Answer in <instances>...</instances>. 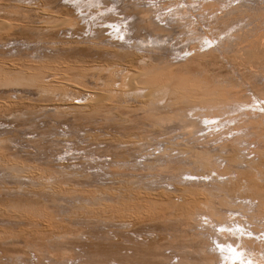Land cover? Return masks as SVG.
<instances>
[{
    "label": "bare ground",
    "instance_id": "1",
    "mask_svg": "<svg viewBox=\"0 0 264 264\" xmlns=\"http://www.w3.org/2000/svg\"><path fill=\"white\" fill-rule=\"evenodd\" d=\"M12 1L8 4V0H0V264L68 263L72 260L69 253L80 247L76 243L79 238L98 233L108 239L111 233H102V229L116 225L133 231L144 241L155 234L157 242H167L180 254V264H264L259 257L264 252V239L259 235L264 233V86L258 90V97L253 95L255 101L249 97V101L245 97L230 101V97V105L236 107V112L231 107V118L228 101L215 92L221 88L218 80L214 82L220 87L213 85L212 79L208 83L211 85L204 83L205 87H199L191 84V76L187 78L190 82L184 77L173 79L166 72L167 67L165 73L156 66L160 61L154 64L157 56H151L154 43L163 44L160 48L164 50L170 44L163 40L169 30L165 35L162 31L167 22L172 24L165 19L163 26L165 20L159 17L160 24L156 18L158 10L153 9L166 3L178 6L195 0H164L158 7L156 2L146 6L136 0H109L112 6L106 10L102 7L104 0H65L73 6L71 11L62 6L63 0ZM236 1L239 3L233 5ZM247 2L200 0L203 7L222 11L214 19L226 26L222 30L242 23ZM66 13H74L75 19ZM22 30L34 34L19 37ZM144 34L149 40L142 39ZM206 37H200L201 46ZM195 38L198 40L196 35ZM196 48L190 51L196 52ZM232 54L238 59L249 55L253 61L264 62V36ZM214 60L217 62V57L206 63L212 65ZM259 75L264 76V72ZM255 102L261 105H254ZM255 107L258 108L254 110ZM202 118L213 134L240 136L230 140V147L215 148L219 152L215 150L214 154L209 149L199 150V142L197 149L192 147L194 144L182 147L172 138L145 134L161 133L167 137L181 131L197 139L204 124ZM226 121L234 122L236 128L226 125ZM249 126L263 143L252 140L263 146L255 144L258 152L245 154L242 148L252 141L244 135ZM262 127L263 132H258ZM133 129L142 132H131ZM233 129L238 130L237 134ZM224 136H220L221 142ZM242 140L246 142L243 144ZM85 142L90 151L74 150ZM189 151L190 164L200 170L186 173L188 167V171L194 167L173 165L168 181H174L169 184L174 191L157 189L156 175L149 173L159 168L168 170L170 164L166 165V160H171L176 152L187 157ZM213 159L226 164L216 167ZM201 168L216 174L213 187L202 186L205 175L200 174ZM186 174L191 178L185 180ZM108 177L113 185L105 183ZM139 227L148 229L136 232ZM179 236L184 237L183 244ZM138 250L150 254L145 247ZM79 251V257L90 254L83 248Z\"/></svg>",
    "mask_w": 264,
    "mask_h": 264
},
{
    "label": "rangeland",
    "instance_id": "2",
    "mask_svg": "<svg viewBox=\"0 0 264 264\" xmlns=\"http://www.w3.org/2000/svg\"><path fill=\"white\" fill-rule=\"evenodd\" d=\"M9 1H12V0H8V4H11L13 2L12 1L10 3ZM136 1L137 2H143V3L146 4V6L154 5V3L156 2L155 4H157V7H158V6H160L163 3L164 0H153L152 2H151V0H136ZM165 1H167V0H165ZM263 1L264 0H251V2H250V0H248L247 4H248V8L249 9L247 7L243 9V15H245L244 20L242 21V23H238V24L234 25L233 28H231V29L229 28V30L228 29L222 30V29L226 28V26L220 24L219 21H215V20H217V17L219 16V14L222 11L218 10L216 12H213V10H209V9L203 7L202 4L200 3V0H195V1H192V2H186L187 4H185V3L182 4L181 3L178 6H177V4L175 6H173V5H170L168 3H166V4L163 3L164 5H161L162 7L161 6L158 7L159 9H153V10H158V12L156 11V13L158 15V17L156 16L157 21L160 23V21H159L160 19H163V18H164V20L167 19L169 22H172V24L167 22V26H166V21L167 20H165V21H163L162 25L163 26H166V29H167L168 26H169V24H171V26L174 27V28H176V29L175 30H173V28L170 29L171 26H169V29L163 30L164 32L166 31L165 33H163V31H162V34L165 35L167 33V31L169 30L170 33L168 31V34L167 35L169 36V34H170V36H172V38H170V36H169L170 40L168 39V36L167 35L163 36V38L165 37V39H163V40L166 41V44L170 43L171 46H172V49H171L170 44L168 46L166 44H164V47H166V46L169 47L170 46V48H168V49H166L167 47L165 48V50H167L168 53L163 48H160V47H163L162 46L163 44L161 45L158 42L153 44V47L156 46L155 47L156 50L153 47H152L153 49H151V47H150V49L152 51V54L150 53L151 56L153 55V57H154V55H155V57L156 56L157 57H162L160 60H157V59H159L157 57L154 58V59H156V61L154 60L155 61L154 64H156L157 61H160V63L158 62V64L156 66H158L159 68H162L161 70H163L164 72L168 69L170 73L168 72V70L166 72L170 75L169 77H171L173 79H181V78L184 79L185 78L187 80V78L188 79L191 78V77L194 78V79H191L192 80V83L191 84L193 86L205 87V84L204 83H207L206 86H208V85H211V84H208L210 82L213 85H215V86L217 85V83L220 84V86H221V88H219L220 90L218 88H216V89L214 88L215 89V92L216 93L218 92L217 93V97L219 95V97H222L226 102L228 101V105L230 107H228L227 104L226 105H227L228 108L231 109L230 111H228L229 112L228 113L229 114L228 116L231 117V118H233L234 110L236 112V107H235V104H233V102H231L233 105H230V101L232 99L237 100V99H239V97H240V99H243L245 97L244 100H248V97H249V99L251 98V100H254L255 101V99H256L255 97H258V93L260 92L258 90H260V88L264 86V83H263L264 82V76L259 77L260 76L259 74H262L264 72V62H261L262 60L253 61V58L254 57L252 58V56H249V55L245 56L244 58H239L238 59V58H235L236 55L232 54V53H235V52L237 53V50H239V49H241V48H243L245 46H248L249 43L250 44L255 43L256 41H260L263 38V36H264V19H263L264 18V12L263 11L264 10H261L260 9V8H262L264 6V2ZM104 2H105V4H104L105 6L102 5V7L105 8V10L107 9L106 7L112 6L111 5L112 4L111 1L104 0ZM238 3L239 2L236 1V2H234L232 4L233 5H236ZM62 6L63 7H67V8L70 7L69 8L70 11L73 8V6L70 5L69 3H67L65 0H63ZM97 6H99V5H97ZM52 7L54 8V6H48V9H51ZM165 7H167V8H165ZM153 8H155V6ZM182 8L185 9L184 12H183ZM258 8H259V10H258ZM246 9H248V11ZM91 10L97 12V9L96 10L91 9ZM176 10H178L179 12L176 11ZM174 11H176L177 13H174ZM246 11H247V13H246ZM85 13H87V12H85ZM98 13H99V11L97 12V14ZM156 13H155V15H156ZM171 14H174V16L171 15ZM217 14H218V16H215ZM160 15L161 16L163 15V17L161 18ZM247 15H249V16H247ZM67 16L68 17H71L72 19H75V17H76V16H74V13H72V14L71 13H68ZM170 16L171 17L173 16V20L171 19L172 21H170V18H169ZM176 16H177V18H175ZM159 17H160V19H159ZM156 18H155V20H156ZM184 21H186V22H184ZM191 22H193V23H191ZM209 22H212V23H209ZM216 22L219 23V24H216ZM164 23H165V25H164ZM209 24L211 25V27L214 25L215 28H214V26H213V28H211ZM230 30H231V32H230ZM234 30L236 32L238 31L240 33H238V32L236 33V32H234ZM174 31L176 33H174ZM155 32L156 33H159L160 31H154V33ZM198 33H200L201 36ZM33 34L34 33H32V32H27V31L22 30V31H19L18 36L19 37H31ZM162 34H160V35H162ZM173 34H175V35H173ZM195 35L197 36V39L198 40H195L196 39L195 38ZM229 35H230V37H229ZM235 35H238V36H236L237 38L235 37ZM69 36H70V34H67V37H69ZM206 36L209 37V38H207ZM59 37L60 38L61 37H64V35H60ZM75 37H77V35ZM141 37H142L143 40H146V41L149 40V37L146 38V35L145 34L143 36H141ZM200 37H206L204 39V42L203 43H205V44L203 46H201V43L199 41ZM193 38H195V39H193ZM171 39H172V41H171ZM216 39H220V40H216ZM219 42H220L221 45H219ZM199 43H200V45H198ZM227 44H229V45H227ZM198 46H200V47H198ZM157 48L162 49V51L159 50V49H157ZM191 48H196V50L197 49L198 50H201V52L200 51L197 52L198 50L196 52L198 54L202 55V56L199 55V57H197L198 55H197L196 52L190 51ZM212 49H215L216 51L214 52ZM154 50L159 55L155 54L154 53ZM157 50H159V51H157ZM211 50H212V53L213 54H210ZM234 50H236V51H234ZM226 51H227V53H226ZM203 52H207L208 54L205 53V54H207V56ZM167 54H169V55H167ZM144 55L149 56L147 54H144ZM208 55H211V56L208 57ZM163 56L164 57H167V58H164ZM192 57H194V59L196 61L193 60ZM216 57H217V62L215 60L212 61V63L214 62L213 64L216 63L215 65H213V64L211 65V62L206 63L207 62L206 60L214 59ZM163 59H164V61H162ZM166 59H167V61H166ZM232 59H234V60L232 61ZM189 60H191V61H189ZM167 62H168V64H167ZM196 62H199V63L201 62L198 68H196V67L198 66L199 63L196 64ZM232 62H233V64H232ZM195 64H196V66H194ZM160 65H162L163 67L162 66L160 67ZM205 65H207V67ZM193 66H194V69H193ZM166 67H167V69H166ZM164 68H165V70H164ZM256 73H258V74H256ZM257 75H259V76H257ZM176 76L177 77L178 76H181V77L180 78L179 77L177 78ZM204 77H207L206 79H208V82H207V80ZM255 77H257V78L259 77V79H256ZM209 79H212L213 82H214V80H218L219 82L217 81V83H216V81H215L213 83L212 80H210V82H209ZM254 80H255V82H253ZM190 81H188V82H190ZM199 83H201L202 85L200 86ZM217 86L220 87L219 85H217ZM256 88H259V89H257L258 92L255 91ZM227 91H230L231 93L230 92H227ZM225 92L228 93L227 94L228 96L226 95ZM222 93H223V96H222ZM229 94H231V95H229ZM233 94H237V96L235 95V97H233L232 96ZM241 94H243V96H241ZM229 98H230V101H229ZM235 100H232V101H235ZM251 102H253V101H251ZM261 103H263V102H261ZM255 104L258 107L261 105L260 103H257V102H255L254 105ZM186 107H188V106H186ZM231 107H234L233 108L234 110H232ZM258 107H255L254 110H256V108H258ZM237 113H236L237 116L240 115L239 114L240 112H237ZM219 115H222V113H220ZM190 118H193L191 116V114H190ZM193 119H195V118H193ZM139 120H141V119H139ZM202 120H203L202 123H204V124H202V128L200 130L202 132H199L198 133V138L197 139L194 137L195 135H193V134L190 135V133H189L190 136L188 135V133H185L186 134L185 135L181 131H177L178 134L176 132L175 135L167 136V137L165 135H162L161 133H151V132H146L145 131L146 132L145 134H148V135H151V136L152 135L153 136L155 135V137H161V139H163V138H165V139L172 138V141L174 143L183 144L182 147H187V146L190 147L192 144H194V145H197V146L192 145V147H196V149H197V147L199 145V144H197V142H199V143H201L200 144V147H198V148H200L199 150L206 149L208 151V149H209V151H211L214 154H215L216 151L219 152L218 150H220L221 147H224V146L230 147L231 144H232V142L230 143V140L232 141V138L234 139V137L236 138V137H239L240 136V134L237 136L234 133H233L234 134V137L232 135L231 138H230V136H231L230 133L229 134L227 133L228 136H226V135L225 136L224 135H218L217 133H215V134H217V136H215V134H213V131H211V132L209 131V130H212V129H209L207 127L208 126V123L206 122V119L205 118L204 119L202 118L201 121ZM218 120L219 119H216V121H218ZM38 121H40V119ZM216 121H212V122H216ZM139 122L143 123L144 121L141 120ZM226 122H227V123H225L226 125L229 126L231 124L230 125L231 128L232 127L236 128L234 126V124H232L234 122L229 123V124H228L229 121H226ZM138 123H136V124H138ZM41 125H42V123H41ZM226 125H225V129L228 128V127H226ZM109 128L110 127H108V129ZM112 128H115V126L112 125ZM248 129H247V132H246L247 134L244 133L245 137L247 135L248 137L250 136V140H252L254 138L257 141L259 140V142H260L261 140L258 137L257 138L255 137V134L253 133L254 131H251V127H250L249 130L252 132V134H253L254 137L252 136V134L248 135L249 133H251ZM261 129L263 130V127L260 128L258 130V132L259 131H261V132L264 131V130L262 131ZM233 130L237 134L238 130H235V129H233ZM216 131L218 132L219 129L216 128ZM131 132H142V130L133 129V130H131ZM208 132H210V133H208ZM206 133L208 134V136H206L207 135ZM212 134H213V136H212ZM182 135H183V137H182ZM204 136H206V137H204ZM220 136H224L225 137V139H223L224 141L221 142L222 137H220ZM212 137H213L212 140L214 142L213 141H209V140H211ZM245 137L243 136V139L247 141V138H245ZM194 139L197 140V141H195ZM187 140L188 141L190 140L191 143L188 142ZM225 140H226V142L227 141L228 142L225 143ZM244 140H242V143L243 144L246 142ZM192 141H193V143H192ZM203 141H205V142H203ZM262 141H264V140L262 139ZM206 142L207 143H210V142L212 143L213 142V143L212 144L211 143L210 144H205ZM248 142H250V143L253 142L252 143L253 145L251 144V147L250 146H247V145H250V143L248 144ZM248 142H246L247 144H245L246 147L245 148L244 147L242 148V150H244V151L245 150L247 151V148H248V152H246V151L244 152L243 151L245 154L246 153L249 154V152H253V150H255V151L258 150L257 149V146L256 147L254 146L255 144H257L259 146H263V145H261L263 142L262 143L260 142L261 144H259L258 142L255 143L253 140L252 141H248ZM220 143H223V144H220ZM188 144H190V145H188ZM88 145H89V143L85 142V145L84 144H81L77 148H75L74 150H76L78 148H79V150H83V148H86L87 151H90V147H88ZM210 145H211V147H210ZM205 146H207V147H205ZM217 147L219 148L218 150L215 149ZM262 148H264V147H262ZM261 150L264 151L263 149H261ZM148 151H152V148L150 150H148ZM213 151H215V152H213ZM262 151H260V152H262ZM257 152L258 151H256V153ZM49 153L51 154L52 152H49ZM177 153L178 152H176V153L173 154L174 155V157H172L173 160L172 159L171 160L169 159V161L166 160V163H167L166 165H169L170 164L168 166L170 169L168 167H167L168 170L159 168V170L156 169L155 171L149 173L151 175L152 174L156 175V178H157V181L158 182L155 181V184L154 185H155V187L157 189L164 188V189H167V190H169L171 192L174 191V186L173 185H169V184L173 183L174 181L173 182H169L168 181V179H171L172 178V175H173V172H174V171H172V170H174L173 169L174 168L173 165L179 167V165L182 164V165H184V168H186V166L188 167V165H190V167L192 166L191 169L194 167L192 171H188L187 170V169H189V167L186 170L184 169L186 171V173H189V172L190 173H192V172H198L200 170V168H197V167L195 168V166H193V165L190 164V160L188 158V157H190V155H192V154H190V151H189V155L187 157L184 156L185 158L182 155H179V154L176 155ZM76 155L77 156L78 155L81 156L80 153H77ZM179 156H180V158H179ZM186 160H187V162H186ZM181 161H182V163H181ZM215 161H216V159H213V164H215V165L217 164L216 167L222 166V164L224 166V164H226V161H223V160H218L216 162ZM185 162H186V164H185ZM170 166H173V167L171 168ZM195 169H196V171H194ZM169 170H171L172 173ZM185 171H183V172H185ZM200 172H199L200 174H204L205 175V178H201L202 186L204 185L205 187L208 186L206 188H211V185L213 187L216 184L215 183V179H216L215 178V176H216L215 173H211V172L208 173L204 169H202ZM187 176L188 175L186 174V176L184 175L183 178L185 180L191 178V176H188V177ZM108 179H109L108 182H105V183L107 185H109V184L110 185H113L112 182H111V180H110V177H108ZM212 182H214V185L212 184ZM114 184L116 185V187L119 186V183H114ZM259 225H261V224H259ZM247 226H248V224H247ZM110 227H113V228H110ZM110 227H107L108 229L107 228L102 229L103 231H101L102 233H104L105 231L108 232V233H111L108 239H105L103 236H101L102 234L99 235L98 233L97 234H90V233H88V234L84 235V237L79 238L76 241V243H78L80 245V247L77 249L76 252H72L71 254L69 253V255H68V257L70 259H72L70 261L71 263L68 262V263H64V264H180V262H178V257H180V254H178V253L176 254L175 250L173 248L169 247L167 242H157L156 241V235L155 234L154 235H151V237L148 236L145 239V241H144L143 238H141V240H140V238L137 236V234L136 233L134 234L133 231H130V232L129 231L128 232L127 231H124V229L123 228H120L119 225L110 226ZM117 227H119V228H117ZM112 229H114L116 231H114V232L111 231L110 232L109 230H112ZM138 229H140V230H138ZM144 229L146 230V229H148V227H139L135 231L136 232H141V230H142V232H143ZM261 229L262 228H259V230H261ZM119 230H121V231H119ZM129 233H131V234L129 235ZM259 235L261 236L262 239H264V233L263 232H259ZM93 236H95V238H93ZM127 237H129V239ZM134 237H138V238H134ZM137 240H138V242H136ZM178 240H179L180 244H183L184 243V237L183 236H179ZM86 241H88V242H86ZM130 241H131V243H130ZM154 242H157V243H154ZM139 247H145L147 249L146 251H148V253H150V254L140 252L138 250ZM80 248L81 249L83 248V249L87 250L88 252H90L89 256L88 257H84V256H80L79 257L77 255V253L80 252L79 251V250H81ZM146 251H144V252H146ZM153 253H157V255L156 254H153ZM32 257H34V254H32ZM259 257L264 262V252L262 254L260 253L259 254ZM48 262L49 261H46L47 264H49ZM254 264H257V263L254 262Z\"/></svg>",
    "mask_w": 264,
    "mask_h": 264
}]
</instances>
